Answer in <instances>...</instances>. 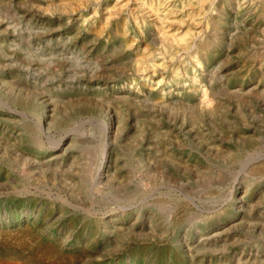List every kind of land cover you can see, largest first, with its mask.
<instances>
[{
  "label": "rangeland",
  "instance_id": "1",
  "mask_svg": "<svg viewBox=\"0 0 264 264\" xmlns=\"http://www.w3.org/2000/svg\"><path fill=\"white\" fill-rule=\"evenodd\" d=\"M8 263L264 264V0H0Z\"/></svg>",
  "mask_w": 264,
  "mask_h": 264
},
{
  "label": "bare ground",
  "instance_id": "2",
  "mask_svg": "<svg viewBox=\"0 0 264 264\" xmlns=\"http://www.w3.org/2000/svg\"><path fill=\"white\" fill-rule=\"evenodd\" d=\"M208 3H210V2H208ZM209 5V4H208ZM100 29V28H99ZM204 100V99H203ZM205 102V101H204ZM207 102V101H206ZM8 264H16V263H8Z\"/></svg>",
  "mask_w": 264,
  "mask_h": 264
}]
</instances>
